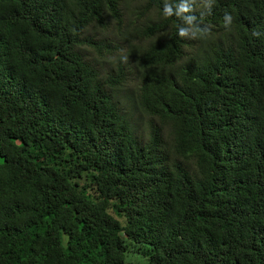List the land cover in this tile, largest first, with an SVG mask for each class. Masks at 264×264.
<instances>
[{"label": "trees", "instance_id": "16d2710c", "mask_svg": "<svg viewBox=\"0 0 264 264\" xmlns=\"http://www.w3.org/2000/svg\"><path fill=\"white\" fill-rule=\"evenodd\" d=\"M127 1L0 0V264H264V0Z\"/></svg>", "mask_w": 264, "mask_h": 264}, {"label": "rangeland", "instance_id": "374dc122", "mask_svg": "<svg viewBox=\"0 0 264 264\" xmlns=\"http://www.w3.org/2000/svg\"><path fill=\"white\" fill-rule=\"evenodd\" d=\"M185 2H190L191 0H184ZM197 1V7L200 8V3L203 2V0H196ZM127 3L130 6L137 5L134 1L128 0ZM155 16L154 11H150V13H147L145 16L137 17L136 25L132 26L130 24H125L126 21H130L129 19L125 20L123 25L120 27V29L117 26H111L108 29H101L97 26H93L89 28L86 32L87 36L95 35V39L103 40L107 47H110L111 50H106L104 48L100 49V51L97 53L94 51L93 48H85L84 53L86 56L93 61L97 67L103 69L104 71H110L109 73L113 72L117 68L119 64H121L123 67H125L128 70H131V74L128 77V80L125 84V89L130 93V91L133 90V88H137L138 85V78H139V72L134 68V55H136L135 46H138L140 43V40L144 39L142 37L136 38L133 34V28H141L144 24L145 17L146 16ZM131 32V33H130ZM133 38H132V37ZM190 39L192 41H195V36L192 34L190 36ZM145 44V43H141ZM120 94L118 99L121 100L122 104L126 106L131 100H122V93L115 92L113 95L115 96ZM130 97H132V94L130 93ZM129 110H131L134 114V122L135 125L139 128V133H142L143 137L146 135V124L148 121V117L143 114L140 110L133 109V104L129 107ZM127 258V257H126ZM128 259H131V257H128Z\"/></svg>", "mask_w": 264, "mask_h": 264}]
</instances>
